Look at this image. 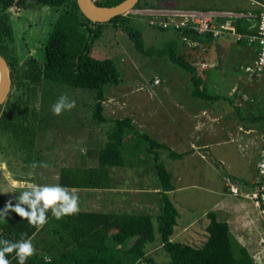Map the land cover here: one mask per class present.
<instances>
[{
    "label": "rangeland",
    "instance_id": "rangeland-1",
    "mask_svg": "<svg viewBox=\"0 0 264 264\" xmlns=\"http://www.w3.org/2000/svg\"><path fill=\"white\" fill-rule=\"evenodd\" d=\"M176 1L184 6L190 4L196 10L233 8L234 12L246 10L248 14L253 9L246 0ZM152 2L154 4L156 0ZM140 4L142 7L152 6H145L144 0ZM133 25L143 35L142 49H138L122 28L109 24L92 50L95 58L113 61L122 78L120 85L106 87L104 106L108 118L130 117L134 122H130L133 131L127 130L121 150L126 167L103 169L99 157L95 155L110 141V133H102L104 130L101 132L100 127L106 124L113 126L112 121L99 125L94 118L97 91L57 83H47L40 89L38 102L33 101L25 108L28 111L23 115L24 123L17 120L6 135L3 127L0 128V157L7 160L12 168H16L22 159L27 167L15 172L29 174L30 182L37 185L53 186L57 181L56 174L66 172L74 174L73 182H78L76 184L89 183L75 193L79 198L80 211L157 217L165 204L171 202L179 213L178 230L182 231L194 220L199 221L194 230L187 232L188 241H192V237L198 241L204 239L203 226L207 222L206 218H202L204 213L223 214L220 220L228 214L237 244L247 247L257 264H264V223L252 201L245 197L255 191L253 181L259 177L258 163L264 149V73L255 75L246 71V67H254L253 57L251 54L247 56L246 52V47L250 46L235 39L225 43L221 40L223 38L211 40L206 36L185 41L177 31L162 32L151 28L147 19L134 17ZM17 39L21 61L34 54L39 60L44 59L42 47L45 37L30 34L25 38L29 41L27 49H23L26 45L20 34ZM254 47L258 53L259 47ZM172 49L178 55H193L195 66L207 80L205 94L220 96L219 102L189 95L193 91L187 85L191 82V75L170 59L168 54ZM204 62L214 65L208 73L205 69L209 65H203ZM156 79L161 82L155 84ZM233 88H236L234 92ZM61 96L74 101L76 107L56 116L52 106ZM205 110L207 115H203ZM214 116H219V122L214 123ZM145 136L166 144L168 149L149 151L150 141ZM175 137L178 141V138L182 140L189 156L181 155L183 153L179 149H173L177 151L178 158L169 156L172 152L169 147H174L170 138ZM193 141L210 144L200 151L206 156L204 159L198 156L200 152L197 149L191 148ZM19 153L22 155H17ZM178 162L183 165L179 166ZM158 165L167 169L171 177L182 176L181 182H174L176 188L193 183L201 187L177 190L172 196L165 192L154 194L157 186L161 191L165 190ZM96 169L107 171L102 180L89 175ZM108 175H111L110 178ZM115 175H122V180ZM212 180L215 185L210 189L207 185ZM100 181L107 186L124 187L127 193L109 194L108 201H102L105 206L92 209L93 204L100 200V194H93L92 187ZM227 181L238 183L241 196L232 197L225 191ZM6 183L5 173L0 170V205L11 202L15 206L23 191H19L15 199L12 186ZM114 203H122L123 209L119 212L117 204L110 207ZM236 203L243 206V214L250 223L239 222L242 213L234 212ZM44 236L45 233L41 234L40 239ZM38 239L32 240L33 245H37ZM48 240L50 238L45 237V245ZM40 244L42 240L39 247ZM39 251L43 252L42 249ZM164 259L170 258L161 252L155 261Z\"/></svg>",
    "mask_w": 264,
    "mask_h": 264
},
{
    "label": "trees",
    "instance_id": "trees-1",
    "mask_svg": "<svg viewBox=\"0 0 264 264\" xmlns=\"http://www.w3.org/2000/svg\"><path fill=\"white\" fill-rule=\"evenodd\" d=\"M11 1L1 0L6 8L10 6ZM40 1L51 7L63 8L45 42L42 60L29 57L21 61L18 55L14 56V53L9 51V46L14 45L15 41L13 27L7 19L0 18V53L11 61L13 80L11 94L7 102L0 107V128L3 127L5 135L7 131L13 129L17 120L24 123L23 115H26L25 111H28L25 108L29 107L33 101L38 102L39 91L47 83L96 90L94 118L99 123L107 122L109 119L104 113V102L107 100L106 87L120 85L122 78L113 61L98 59L92 55L93 47L102 37L105 26L109 24L122 28L139 50L143 47V35L133 25L134 17L130 14L115 17L108 23L94 24L81 14L77 0ZM123 1L96 0V4L100 7H113ZM152 1L144 0L145 6L154 5ZM140 3L141 1L135 8L142 7ZM156 3L160 7L192 9L190 4L184 6L176 0H156ZM259 3L264 5V0ZM262 10L260 7V10L254 11L258 17L257 21L260 19ZM239 13L247 12L240 10ZM247 21V19L237 21L239 32H250ZM170 51L171 54L166 51L170 59L191 75L193 96L197 99L220 101V96L211 97L205 94L207 80L195 66V61L192 60L193 55H178L173 49ZM255 55L258 56V53ZM114 120L116 126L110 133V141L98 153L103 169L124 167L127 164L121 150L127 130L133 131L130 123L133 121L130 117ZM145 139L150 141L149 151L168 149L166 144L152 140L148 136H145ZM155 153L158 154V152ZM169 156L179 157L175 151H172ZM157 167L165 187L163 191L168 194L173 191L171 175L163 166ZM94 172H89V175L97 176L96 179L102 180L107 171L96 169ZM73 179L74 174L66 172L61 174L60 183L62 187L75 188H86L89 184L79 185L76 184L78 182H73ZM103 185L107 186L100 181L92 188L103 189ZM6 206L0 205V212ZM178 218L179 213L171 202L165 204L161 215L157 217L147 214L79 211L78 214L64 216L58 220L49 210L47 223L42 227L32 226L26 219L9 211L7 216L0 217V240L17 242L21 240L22 234H26L24 239L39 238L37 245H34L36 255L29 258L26 264H142V262L148 264H257L248 248L237 244L230 224L220 220L215 212L208 214V222L203 232L204 239L199 241L193 237L192 241H188L189 229L185 231L186 235H179L181 231L177 229ZM43 233L46 236L40 239ZM45 237H49L51 241L48 240L46 245ZM41 240L42 244L39 247ZM161 252L170 259L155 261ZM7 258L11 264H18L15 252L8 254Z\"/></svg>",
    "mask_w": 264,
    "mask_h": 264
},
{
    "label": "built area",
    "instance_id": "built-area-1",
    "mask_svg": "<svg viewBox=\"0 0 264 264\" xmlns=\"http://www.w3.org/2000/svg\"><path fill=\"white\" fill-rule=\"evenodd\" d=\"M259 6L263 10L258 21L257 15L252 13L160 7L156 2L151 7L134 8L129 14L135 18L147 19L149 26L153 29L177 31L185 41L197 36L211 37L215 40L223 36H230L237 42H246L250 47L257 45L259 51L253 63L254 67H246V71L259 75L264 73V62H262L264 59V5ZM241 19L256 21L254 24H249V33L238 31L237 21ZM160 82V79H156L155 84ZM260 164H264V149L258 163L259 177L255 182V191L245 197L252 201L264 223V170L259 167ZM227 187L233 196H241L237 185L227 181Z\"/></svg>",
    "mask_w": 264,
    "mask_h": 264
},
{
    "label": "clouds",
    "instance_id": "clouds-1",
    "mask_svg": "<svg viewBox=\"0 0 264 264\" xmlns=\"http://www.w3.org/2000/svg\"><path fill=\"white\" fill-rule=\"evenodd\" d=\"M264 62V59H262ZM76 107L74 101H69L66 96H61L52 106V112L56 116L62 115L64 111H70ZM259 167L264 170V164ZM0 170L5 172L6 179L13 188H20V181L13 179L11 172L8 171L6 161L0 162ZM26 191H23L18 197V204L13 207L11 202L0 212V217L7 216L8 212H14L22 219H26L29 224L36 227H42L47 223V212L50 210L56 219H62L64 216L78 214L79 198L75 195L76 190L53 186H37L28 184ZM27 207H24V206ZM26 234H22L21 240L11 242L7 239L0 240V264H11L7 258L8 254L16 253L18 264H26L27 260L36 255V249L31 238L24 239Z\"/></svg>",
    "mask_w": 264,
    "mask_h": 264
},
{
    "label": "crops",
    "instance_id": "crops-1",
    "mask_svg": "<svg viewBox=\"0 0 264 264\" xmlns=\"http://www.w3.org/2000/svg\"><path fill=\"white\" fill-rule=\"evenodd\" d=\"M247 2H250L251 3V6L253 7V9L252 10H250V12L249 13H252V14H255V10H260V7L261 6H259L260 5V3H259V1L261 2V0H246ZM198 10V9H197ZM214 10H217V9H214ZM221 11H233V8H227V9H220ZM219 11V10H218ZM249 24H254L256 21H253L252 19L250 20V21H247ZM221 38H223V39H221ZM220 39L221 40H224V42L226 43L227 41H229V40H233L234 41V38L233 37H230V36H223V37H221ZM217 40H219V39H217ZM223 41H221V43H222ZM223 42V43H224ZM235 44H237L236 42H235ZM238 47V46H237ZM247 48V56L248 55H250L251 54V56L253 57L252 58V60H253V63H254V61L256 60V52H255V47H246ZM239 53H237V57L239 56L238 55ZM256 56V57H255ZM206 63L207 62H204V64L203 65H206ZM207 65H209V67H207V69H205V70H207V71H205L206 73L208 72V71H210V70H212V67L214 66V65H212V64H209V63H207ZM249 67V66H248ZM156 77H158V76H155V78ZM187 85H189V88H191V90H193L192 89V84H191V82L189 81L188 83H187ZM235 89L236 88H233L232 89V92H234L235 91ZM189 90V89H188ZM193 92V91H192ZM192 93H190L189 95H191ZM235 94V93H234ZM193 96V94L191 95V97ZM217 102H219V101H217ZM194 111V113L196 112V109H194L193 110ZM208 112H211V113H214V111H209L208 110ZM104 113H105V110H104ZM106 114V113H105ZM208 113H207V111L205 110L204 112H203V115H207ZM221 115H222V113H221ZM107 117V116H106ZM215 118L213 119V120H215V122L214 123H217V122H219V120H220V118H219V116L218 117H216V116H214ZM108 118V117H107ZM126 118H128V117H125V119ZM109 120L107 121V122H105V123H108L109 121H112V123H113V126L111 125H103V126H101L100 127V129L99 130H101V132H102V129L104 130L102 133H106V134H109V133H111L113 130H114V128H115V126H116V123L114 122L115 120L114 119H124V118H108ZM149 119H151V118H149ZM151 122V121H150ZM149 122V123H150ZM105 123H99V125H102V124H105ZM134 123V122H133ZM203 126V125H202ZM243 128H240V130H242ZM169 136V135H168ZM172 141H173V144L172 145H174V147L173 148H170L169 147V149H171L172 151H174L173 149H179V150H181V152L183 153V154H181V155H186V156H189V153L188 152H185V150H186V147H184L183 145H182V140L180 139V138H178L180 141H178L177 140V138L175 137L174 139L173 138H170ZM176 143V144H175ZM210 146V144H196V142H192V144H191V148H194V149H197L199 152L200 151H202L201 149L202 148H204V147H209ZM184 151V152H183ZM175 152H177V151H175ZM167 154V153H166ZM200 155H198V156H200V158L201 159H204L206 156L203 154V153H199ZM17 155H22L21 153H19V154H17ZM95 155L96 156H98V152L97 153H95ZM0 160H2V162L3 161H5V160H3L1 157H0ZM20 160H22V159H20ZM20 160H19V165L16 167V168H12V165H10V164H8V162H7V160H6V162H7V165H8V171L9 172H11V174H12V178L13 179H16V180H18V181H20L21 182V184H22V187H20V188H13V187H11V189H13V191H14V194L13 195H15V199H16V194L19 192V191H26V190H28L27 189V185L28 184H34V183H31L30 182V180H31V176L29 175V174H26V173H24V172H20V171H18V172H15V170L16 169H23L24 167H27V165H26V163L22 160V162H20ZM178 164H179V166L180 165H183V163L181 164L180 162H178ZM26 165V166H25ZM127 165V164H126ZM190 166V165H189ZM124 167H126V166H124ZM4 172V171H3ZM5 173V172H4ZM110 176L111 175H109V178H110ZM117 178H120L121 180H122V175L119 177L118 175H115ZM6 177V176H5ZM56 182H55V184H53V185H60V186H62L61 185V183H60V181H61V175H58V174H56ZM171 181H172V183H173V191H171V192H168V194H167V192H165L167 195H170V196H172V195H174V193L178 190V191H181V190H184V189H193V188H197V187H201V186H198V185H196V184H191V185H181V186H178L177 188L175 187V183H177V182H181L182 181V176L180 175V174H178V175H176V176H174V177H171ZM175 182V183H174ZM255 182L256 181H253V183H254V185H255ZM7 183H9V181L7 180ZM6 183V185L7 186H9L8 184ZM10 184V183H9ZM35 185H37V184H35ZM214 185H215V183H213V180L212 181H210L209 182V184L207 185L208 187H210V189H212V187H214ZM234 185H237V187H238V183H236V184H234ZM10 186H11V184H10ZM37 186H47V185H37ZM225 191L226 192H228V193H230L229 192V190H228V187H227V182L225 183ZM122 187V186H121ZM10 188V187H9ZM65 188H68L69 190H71V189H75L76 190V192L75 193H78V190H79V188H75V187H65ZM124 188V187H123ZM119 189V188H117V186H115V185H108L107 186V188H103V189H99V190H97L96 188H93L94 190L92 191L93 192V194H100V196H99V201H97V202H95L94 204H93V206H92V209L93 208H96V209H101V207H103V206H105L104 205V203L102 202V201H108V199H107V197H108V195L109 194H115V195H118V194H121V195H123V194H125V193H127V191L125 190V189ZM239 188V187H238ZM15 190H18L17 192L15 191ZM142 191V190H141ZM145 191V190H144ZM155 193L154 194H159V193H162V192H164V191H161L160 190V187L159 186H157L154 190H153ZM231 194V193H230ZM231 196L232 197H236V196H233L232 194H231ZM5 200V199H4ZM7 200V199H6ZM106 203V202H105ZM117 203H114V204H112V206H110V207H113V206H115ZM237 204V203H236ZM119 204H117V206H118ZM26 206V205H25ZM241 207L243 208V206H239V204H237V207L235 208V210H234V212H236V213H238L239 212V214L240 213H242L241 215V217H240V219H239V222H242V223H244L245 221H248L249 223H250V220H249V218H247L246 216H244V214H243V211H242V209H241ZM123 208H122V203L119 205V212L122 210ZM111 210V209H110ZM116 210H118V209H116ZM92 212H98V211H92ZM210 212H206V213H204L203 214V216H202V218L204 217V218H206L207 219V222H208V218H207V216H208V214H209ZM222 213H224L223 211H222ZM217 216H218V218L219 219H221L220 217L222 216L223 217V214H221V215H218L217 214ZM229 217H231V216H228V214H227V217H224L223 218V220L222 221H226V222H228L229 224H230V226H231V223H230V219H229ZM238 217V218H239ZM199 221L198 220H194V221H192L189 225H187L186 227H184L183 228V230L181 231V232H179V235H182V234H184L185 233V231H187L188 229V231H191L194 227H196V224L198 223ZM207 222L205 223V226H203L204 228H206V224H207ZM239 228V227H238ZM194 230V229H193ZM231 230H232V228H231ZM204 231V230H203Z\"/></svg>",
    "mask_w": 264,
    "mask_h": 264
},
{
    "label": "flooded vegetation",
    "instance_id": "flooded-vegetation-1",
    "mask_svg": "<svg viewBox=\"0 0 264 264\" xmlns=\"http://www.w3.org/2000/svg\"><path fill=\"white\" fill-rule=\"evenodd\" d=\"M62 9V7L48 6L40 0H12L10 6L6 8L0 0V18H5L9 21L15 35L14 45L9 46V51L14 53V56L18 55L17 37L19 34L22 36V39L27 36L30 37V34L36 35V37L43 36L45 40L48 39ZM25 38L23 41L26 46L23 49H27L29 46V41H26ZM45 40L42 48H44ZM2 56L8 61L12 72L11 61L4 55ZM29 57L37 58V55L34 54Z\"/></svg>",
    "mask_w": 264,
    "mask_h": 264
},
{
    "label": "water",
    "instance_id": "water-1",
    "mask_svg": "<svg viewBox=\"0 0 264 264\" xmlns=\"http://www.w3.org/2000/svg\"><path fill=\"white\" fill-rule=\"evenodd\" d=\"M141 0H124L113 7H100L96 0H77L81 14L94 24H104L115 17L129 14ZM0 107L8 100L13 86L12 72L8 61L0 53Z\"/></svg>",
    "mask_w": 264,
    "mask_h": 264
},
{
    "label": "bare ground",
    "instance_id": "bare-ground-1",
    "mask_svg": "<svg viewBox=\"0 0 264 264\" xmlns=\"http://www.w3.org/2000/svg\"><path fill=\"white\" fill-rule=\"evenodd\" d=\"M0 85H1V79H0Z\"/></svg>",
    "mask_w": 264,
    "mask_h": 264
}]
</instances>
